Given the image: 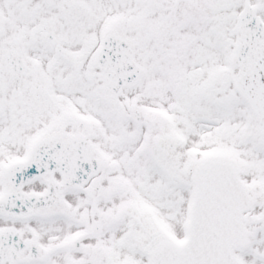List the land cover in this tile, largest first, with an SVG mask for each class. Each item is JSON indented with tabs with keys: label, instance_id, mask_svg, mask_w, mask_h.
<instances>
[{
	"label": "snow or ice",
	"instance_id": "snow-or-ice-1",
	"mask_svg": "<svg viewBox=\"0 0 264 264\" xmlns=\"http://www.w3.org/2000/svg\"><path fill=\"white\" fill-rule=\"evenodd\" d=\"M0 264H264V0H0Z\"/></svg>",
	"mask_w": 264,
	"mask_h": 264
}]
</instances>
